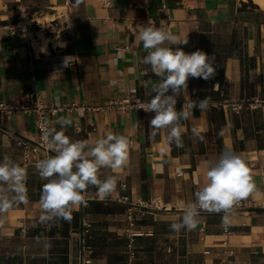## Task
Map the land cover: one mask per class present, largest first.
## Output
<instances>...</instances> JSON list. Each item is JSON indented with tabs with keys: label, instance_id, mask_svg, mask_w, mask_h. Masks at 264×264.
<instances>
[{
	"label": "crops",
	"instance_id": "0c3cea01",
	"mask_svg": "<svg viewBox=\"0 0 264 264\" xmlns=\"http://www.w3.org/2000/svg\"><path fill=\"white\" fill-rule=\"evenodd\" d=\"M36 11L64 20L69 39L46 36L47 49L37 50L32 34L12 41L7 29L0 30V104L31 103L35 93L49 104L102 107L62 111L51 118L52 126L59 131L55 121H70L64 131L73 140L95 141L109 131L126 135L128 161L117 171L101 169V179L119 177L107 200L90 187L71 220L41 221L46 181L35 169L38 161L24 166L20 142L37 141L35 115L0 110V123L14 131L0 127V160L7 155L28 173V203L14 206L0 226V264H129L128 208L136 228L150 231L135 238L134 264H218L228 250L232 264H264V9L246 0H0V18L7 23ZM160 23L188 38L179 46L186 53L199 49L217 58L215 77L189 78L177 98V111L210 99L181 121V147L168 143L166 129L153 136L154 114L140 109L159 78L142 63L147 51L137 35L141 26ZM194 128L203 141L193 136ZM226 147L245 157L256 185L231 216L232 233L217 213H202L195 230L174 232L170 224L180 221L205 180V163Z\"/></svg>",
	"mask_w": 264,
	"mask_h": 264
},
{
	"label": "clouds",
	"instance_id": "9594fccd",
	"mask_svg": "<svg viewBox=\"0 0 264 264\" xmlns=\"http://www.w3.org/2000/svg\"><path fill=\"white\" fill-rule=\"evenodd\" d=\"M147 51L142 63L151 66L159 82H151V99L140 104V109L153 113L150 119L152 135L167 130L168 143L182 146L181 121L192 116V110H203L209 98L194 100L188 110H176L177 98L187 90L189 78L208 81L217 72L216 55L203 50L186 53L180 45H187L188 38L180 39L162 27L151 24L141 26L137 35ZM171 46H165V45ZM175 46V47H174ZM69 57L64 67H69ZM70 121L63 118L55 126L45 122L43 140L52 155L35 164L39 176L46 183L42 186L40 206L41 221L56 219L71 220L75 208L85 202V193L90 187L96 189L100 200H107L117 191L118 175L101 179V169L117 171L126 166L130 140L126 135L107 132L95 141L73 140L65 135L64 127ZM193 136L200 141L204 136L193 129ZM204 182L194 193V201L184 206L179 222L170 224L171 230H195L202 213L222 214L221 224L227 227L235 214L236 206L256 191L250 168L242 154L225 148L214 162L205 163ZM27 170L5 155L0 160V226L6 221V214L20 203H28L26 187Z\"/></svg>",
	"mask_w": 264,
	"mask_h": 264
},
{
	"label": "built area",
	"instance_id": "2783aa9c",
	"mask_svg": "<svg viewBox=\"0 0 264 264\" xmlns=\"http://www.w3.org/2000/svg\"><path fill=\"white\" fill-rule=\"evenodd\" d=\"M7 10V6H5V9ZM55 22V19L50 20L48 24V29L44 28V24L42 25L38 20L37 17L34 16V13L25 14L21 13L20 18L16 20L15 22H5L0 18V30L2 29H7L10 33V39L14 41L19 35L26 36L28 33L32 34L34 37L39 38L40 35L39 31H44L47 33L48 31L55 35V28H51L50 26L53 27ZM65 23V37L69 39L70 36V31H69V26ZM169 23H160L157 27H162L166 29ZM31 98V103H17V104H0V110L11 113V112H25L27 114H34L35 115V124L37 126V132H38V139L36 143L31 142L26 139H21L20 142L22 143L23 150H24V166L29 165L30 163L34 161H39L41 159L46 158L49 155H52L51 151L47 148L44 140H43V125L45 122H48L49 126H52V121L51 118L56 116L62 111H75V110H98L102 107H96V106H91L86 103H78L76 101H71L67 102L61 105H55L52 103H45L40 100V98L37 96L35 93L30 94ZM232 105L237 108L236 103H232ZM123 202L128 201L127 196H121L120 197ZM158 200H153V203L156 205ZM241 203L236 206L240 207ZM142 215L144 212H140ZM127 218H128V223L131 228L129 232V243H128V263L129 264H134V261L137 257V249L135 246V238L136 236L139 235H145V234H150V231L142 228H136V223H137V217L135 216L133 209L128 208L127 212ZM87 227V231L90 230L91 223L87 222L85 224ZM225 232L230 235L232 233V230L229 228V225L225 227ZM225 243L228 241H224ZM208 252H210L208 250ZM227 255L226 257L218 264H232V255L233 251L228 250L226 251Z\"/></svg>",
	"mask_w": 264,
	"mask_h": 264
},
{
	"label": "bare ground",
	"instance_id": "6f19581e",
	"mask_svg": "<svg viewBox=\"0 0 264 264\" xmlns=\"http://www.w3.org/2000/svg\"><path fill=\"white\" fill-rule=\"evenodd\" d=\"M255 3H257L260 7H262L263 9H264V0H253ZM37 12V11H36ZM34 16H36L37 17V20L43 25V24H47L50 20H52L53 19V15L51 16V17H49L48 16V14H43V13H39V12H37V13H34ZM38 35H40L39 36V38L40 39H44L43 41H44V44L43 45H41V44H39V42H38V39L39 38H34L33 37V39H34V45H35V47H36V49L37 50H39V49H47V41H48V39L49 38H45L44 36H43V33L41 32V31H39V34Z\"/></svg>",
	"mask_w": 264,
	"mask_h": 264
},
{
	"label": "rangeland",
	"instance_id": "374dc122",
	"mask_svg": "<svg viewBox=\"0 0 264 264\" xmlns=\"http://www.w3.org/2000/svg\"><path fill=\"white\" fill-rule=\"evenodd\" d=\"M246 2L248 3V5L254 6L257 5L259 6L257 3H255L253 0H246ZM260 7V6H259ZM51 28H55V34H57L58 36H55L53 34H51L49 31L47 33H45L44 31H41L43 33V36L46 38V36L51 37V38H58V40H62L65 39V23L64 20L62 19H56L54 22L53 27L50 26ZM43 29H48V24H44V28Z\"/></svg>",
	"mask_w": 264,
	"mask_h": 264
},
{
	"label": "water",
	"instance_id": "95a60500",
	"mask_svg": "<svg viewBox=\"0 0 264 264\" xmlns=\"http://www.w3.org/2000/svg\"><path fill=\"white\" fill-rule=\"evenodd\" d=\"M0 127L4 128V129H7V130H10L8 127H6L5 125H3L2 123H0ZM11 132H14L12 130H10ZM18 136L22 137V138H25L22 134L20 133H16ZM27 140V139H26ZM30 141V140H29ZM31 142H34L36 143V141H31ZM52 153V152H51Z\"/></svg>",
	"mask_w": 264,
	"mask_h": 264
},
{
	"label": "trees",
	"instance_id": "16d2710c",
	"mask_svg": "<svg viewBox=\"0 0 264 264\" xmlns=\"http://www.w3.org/2000/svg\"><path fill=\"white\" fill-rule=\"evenodd\" d=\"M257 6V5H256Z\"/></svg>",
	"mask_w": 264,
	"mask_h": 264
}]
</instances>
